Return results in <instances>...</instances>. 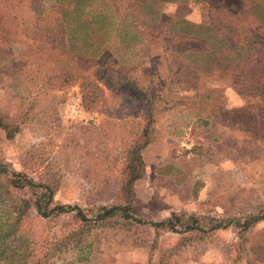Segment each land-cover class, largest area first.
<instances>
[{
  "label": "rangeland",
  "instance_id": "rangeland-1",
  "mask_svg": "<svg viewBox=\"0 0 264 264\" xmlns=\"http://www.w3.org/2000/svg\"><path fill=\"white\" fill-rule=\"evenodd\" d=\"M80 1L70 11L75 0H0V110L15 118L13 127H0V164L53 184L57 203L114 204L143 103L158 94L133 207L147 223L84 227L72 215L44 218L33 207L0 203V264H264V219L249 232L246 250L236 228L168 231L156 243L149 222L173 211L226 217L264 208V138L225 113L246 107L261 116V98L237 93L232 76L212 71L216 61L201 51L173 48L183 44V29L191 35L218 22L208 1L159 0L164 22L146 10L133 16L129 0H115L118 11L112 0ZM60 71L73 82L52 89L47 77ZM90 79L102 90L87 108L81 83Z\"/></svg>",
  "mask_w": 264,
  "mask_h": 264
},
{
  "label": "trees",
  "instance_id": "trees-1",
  "mask_svg": "<svg viewBox=\"0 0 264 264\" xmlns=\"http://www.w3.org/2000/svg\"><path fill=\"white\" fill-rule=\"evenodd\" d=\"M75 1V6L73 8L70 7V11L82 3L80 0ZM112 1L110 4L115 7L116 1ZM158 1L129 0L130 8H128L133 16H138L146 10L147 13L149 12L156 19L158 17L161 22H164L166 15H160L159 18L160 11L158 10L159 7L156 6ZM207 1L211 13L215 14L218 22L214 25L203 24V31L198 28L194 31L195 33H190L191 35L183 29L182 34L180 33L183 44L179 48L174 46V50L182 54L192 50L201 51V53L208 56L210 62L216 61L211 67L212 71L219 70L222 75L229 74V77L230 75L232 76L230 77V85L237 93L240 95L259 96L264 105V0ZM156 21L158 22V20ZM157 22L155 25H158ZM150 32L154 35V38L160 36L153 29ZM169 41L175 44V41L171 40V38ZM185 41L192 42L194 45L189 46V48L185 47L184 44L188 43ZM172 42L165 44V48L169 49L174 45ZM100 48L91 55V60L97 59ZM69 49L72 51L71 48ZM64 50L71 57L66 46H64ZM102 51L103 49L100 52ZM198 67L196 70H198ZM202 72L205 71L203 70ZM71 76L70 72L60 71L56 77L47 78H54L51 87L52 89H57L71 85L73 82L71 81ZM74 77H77V74ZM76 79L78 80L79 77ZM94 81L90 79L87 83H81L83 105L87 108L94 105V102L100 96V90H102L100 83H95ZM159 99L160 96L158 94L152 95L150 93L149 100L143 103V106L145 105L144 115L139 119L141 121L139 122L140 128L136 131L137 133L134 134V138L125 150L124 161L118 175L120 201L91 208L78 204L57 203L55 199L56 187L53 184L39 181L26 171L17 170L11 168L7 163H2L0 164V198H3L0 199V203L5 202L7 204V202L12 201L10 203L11 206H16L18 203L19 208L26 207L27 210L33 207L38 215L44 218L56 217L62 214L72 215L74 221L84 227L121 221L124 223L137 222L146 224V220L134 214L133 207L137 196V182L144 178L147 172L144 150L153 140L154 126L157 121L155 117L156 101ZM225 113L230 114L233 120L230 121L231 124H238L240 121L239 127L251 132L254 138L257 140L264 138L259 131H256L258 126H260L261 130H264V120H262L264 114L255 116L246 107H235L228 109ZM232 117L235 118L233 119ZM251 119L253 124H250ZM14 125L15 118L4 114L0 110V127L10 128ZM15 219H21L19 213L18 215L15 214ZM263 219L264 208L258 212L226 217H215L196 212L186 214L173 211L167 218L149 222L156 230V243L159 240V236L163 232L168 231L209 234L220 229L236 228L239 247L246 250L247 243L251 241L249 232ZM2 224L0 226L3 228ZM11 225H14V221ZM3 252L0 250V255Z\"/></svg>",
  "mask_w": 264,
  "mask_h": 264
}]
</instances>
